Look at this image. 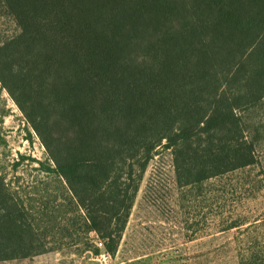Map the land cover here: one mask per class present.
<instances>
[{"label":"trees","instance_id":"trees-1","mask_svg":"<svg viewBox=\"0 0 264 264\" xmlns=\"http://www.w3.org/2000/svg\"><path fill=\"white\" fill-rule=\"evenodd\" d=\"M0 17L18 30L1 89L49 176L24 202L0 169V262L99 255L91 236L115 257L161 148L191 190L259 165L264 0H0Z\"/></svg>","mask_w":264,"mask_h":264},{"label":"rangeland","instance_id":"rangeland-1","mask_svg":"<svg viewBox=\"0 0 264 264\" xmlns=\"http://www.w3.org/2000/svg\"><path fill=\"white\" fill-rule=\"evenodd\" d=\"M17 33L11 19L0 17V45ZM245 118L259 139V165L210 180L201 191L181 188L171 150H159L113 264H264V101ZM46 159L45 147L0 84V169L24 202L47 188L49 176L39 170ZM94 253L72 249L0 264H97Z\"/></svg>","mask_w":264,"mask_h":264},{"label":"built area","instance_id":"built-area-1","mask_svg":"<svg viewBox=\"0 0 264 264\" xmlns=\"http://www.w3.org/2000/svg\"><path fill=\"white\" fill-rule=\"evenodd\" d=\"M97 245L99 248L104 249V245L101 241H97ZM112 256L106 252L102 253L101 255L97 256V264H113Z\"/></svg>","mask_w":264,"mask_h":264}]
</instances>
